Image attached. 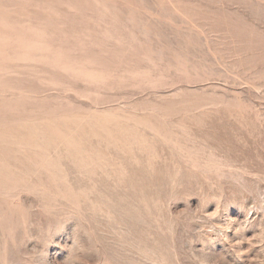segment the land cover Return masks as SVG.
<instances>
[{"label": "rangeland", "instance_id": "obj_1", "mask_svg": "<svg viewBox=\"0 0 264 264\" xmlns=\"http://www.w3.org/2000/svg\"><path fill=\"white\" fill-rule=\"evenodd\" d=\"M0 264H264V0H0Z\"/></svg>", "mask_w": 264, "mask_h": 264}]
</instances>
